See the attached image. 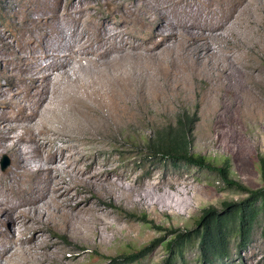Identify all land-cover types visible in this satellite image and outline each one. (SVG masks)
Masks as SVG:
<instances>
[{
	"label": "rangeland",
	"instance_id": "1",
	"mask_svg": "<svg viewBox=\"0 0 264 264\" xmlns=\"http://www.w3.org/2000/svg\"><path fill=\"white\" fill-rule=\"evenodd\" d=\"M143 1L0 0V50H6L0 55L10 54V51L14 59L21 57L24 52L29 54L35 49L42 50L39 46L35 47L37 42L34 44L28 39L27 29L29 25L33 26L31 21H38L35 29L37 33L41 28L49 30L50 24H43L47 17L50 19L52 12H67L74 6L76 22L73 28H76V38H84L76 54L81 63L71 59L73 70L70 73L74 80L56 77L55 81L52 80L50 97L53 111H42V117L46 120L49 118L57 134L70 136L69 143L80 148L68 151L63 161L71 165V172L68 174L73 191L71 193L76 194L86 188L84 184L74 182L77 178L76 168L80 167L84 169L82 171L88 172L93 170V166L107 172L130 175L135 181H140L135 182L137 190H145L143 199H138L137 196L128 198L121 191L112 196L103 194L102 208L109 211L107 222L103 221L96 227L86 226L88 230L83 227V231L75 232L79 236L62 231L56 234L55 228L47 231L44 226H39L34 233L42 240L45 239L41 240L42 244L56 241V248L52 249H55L56 258L62 264H164L167 259L173 264H264L263 216L256 223L249 242L239 247L233 239L229 249L212 262L202 260L198 241L195 245L186 247L178 257H175L174 250L171 254V250L165 246V242L173 239L177 233L201 229L206 209L211 208L224 214L226 204L243 202L248 198L249 192L246 190L264 187V0L255 3L253 8L245 4L242 17L248 21L254 19L252 28L245 24L239 26L238 21V26L234 23L226 31L229 40L215 42L221 51L227 48L232 50L231 54L227 53L231 57L229 61H233L231 65L240 64L237 66L239 70L236 66H231L232 74H241L242 70L249 71L253 73L254 79H243L240 82L238 76L237 86L233 85L236 83L235 79L229 76L232 78L225 79L224 83L232 84L218 87L220 89L213 87L215 82L203 68L204 75L199 74V78L194 79L188 89H181L173 84L171 78L167 77L166 80L163 76L162 66L166 64L165 61L138 56L139 52L146 53L143 47L157 44L163 38L159 21L145 22L142 13H131L126 9L133 3L140 4ZM147 1L152 7H160L168 19L172 17L170 20L198 7L203 17L214 13L215 16L222 15L220 20H224L228 12L221 14L222 9L239 0ZM99 32L104 35L111 33L113 36L110 39H123L122 44L127 45L120 53H111L110 58L119 59L117 63H111L110 59V63H107L101 57L100 62L94 64L91 58L97 59L95 53L83 54L85 49L88 50L93 45L97 49ZM34 35L40 37L39 34ZM58 36L51 39L50 49L56 44ZM135 46L140 48H133ZM177 58L174 62L180 63ZM229 61L225 63L230 65ZM77 64H81L84 70ZM249 64H253V67ZM2 68L0 64V72ZM236 70L238 71L235 72ZM234 88L238 89L236 95L231 91ZM245 90L250 92L248 96L244 93ZM30 92V86L24 85L21 77L0 75V122L17 116L22 109L21 104H25L30 98L34 100V97H30ZM72 95H77L80 102L64 101ZM234 97L238 100V106L234 104ZM2 98L5 99L1 100ZM255 101H259V104ZM88 105L100 111L80 113L79 108H87ZM110 110L120 111L119 113L125 111V114L118 119L110 118ZM185 117L192 120L193 153L218 167L229 159V177L242 184L245 190L225 184L218 172L206 165L174 163L147 157L146 140L151 132L174 126ZM20 130H12V134H25V130ZM62 145L51 143L46 151L58 154ZM4 156L9 159V164L2 169L1 161ZM13 163L12 152L0 149V201L9 207L25 202L30 191L27 185L22 184L26 182L21 183L19 178L13 180L12 174H8ZM147 172L152 174H143ZM156 181L159 184L153 186L152 182ZM2 205L0 204V215H3ZM133 254H137V259L130 261ZM16 260L20 261V258Z\"/></svg>",
	"mask_w": 264,
	"mask_h": 264
},
{
	"label": "bare ground",
	"instance_id": "2",
	"mask_svg": "<svg viewBox=\"0 0 264 264\" xmlns=\"http://www.w3.org/2000/svg\"><path fill=\"white\" fill-rule=\"evenodd\" d=\"M258 1L260 0L234 1L228 7L222 9L221 14L228 12V15L224 20H220V16L222 15L216 14L215 16L214 13L207 14L206 17H203L200 12V7H194L196 10L193 8L194 10L189 12L185 11L178 18H175V20H170L172 17H169L170 19H168L167 14L163 12L160 7H152L153 5L147 0H144L140 4L133 3L132 5L127 6L126 9L130 12L132 11L131 13H142V19L145 22L159 21V27H161L162 40L152 46L143 47L146 53L139 52V57L148 60L162 59L163 62L165 61L166 64L162 66L164 73L163 76L166 77V80L167 77L171 78L173 84L181 89H188L192 85V81L199 78V74L204 75L203 70L207 72L210 79H213L212 81L215 82V84L213 83V87L217 89L218 87H228L232 84V82L229 85L224 83V80L229 78V76H232L235 79L236 83L234 82L235 84L233 83V85L237 86L238 76L240 77V82H242L243 79H254L253 73L249 71L244 72V70H242L241 74H232L233 69L231 66L233 67L236 65H231V62L233 61H229L231 57L227 54H231L232 50L227 48V50L225 49L226 51H221V49L216 46L215 42L221 43V40L223 39L229 40L226 31L229 28L231 29V26L234 23L237 25L238 21L240 22L238 24L239 26L245 24V26H251L252 28L255 21L254 19L249 21L248 19H243L242 16L245 13L243 9L245 4L253 8ZM161 7L166 9L165 6L161 5ZM73 8L74 6H71L67 12H52L49 17L50 19L47 17L45 22L43 20V26L47 23L50 24L49 30L41 28V31L37 33L35 29L38 21L36 23L35 21H31L30 23H32L33 26H27V30H29L27 35L28 39L34 44L35 42H39V45H36V43L35 47L39 46L42 50L35 51V49L29 54L24 52L23 55L17 59H14L13 56H11L12 54L10 51H8V53L11 55H0V64L3 66L0 75L7 77H21L23 84L30 86V97L35 98L34 100L30 98L25 104H21L23 106L22 109L19 110L17 116L7 118L5 121L0 122V149L11 151L14 157L13 167L8 174H12L11 178L13 180L19 178L21 183L26 182L25 184H22L27 185L30 190L29 198L19 205L17 204L13 207H9L0 201V204L4 205L3 215H0V264H62L61 261L56 258L57 253H55V249H52L56 248V241L42 244L41 240L43 238L34 233L39 226L46 227L47 231H50L51 228H55L57 232H55L56 234H58V231L64 233H77L83 231V227L86 228V226L90 225L96 227L103 221L107 222L109 211L107 212L102 208L104 200L101 196L103 194H109L112 196L115 195L116 192L118 193V191H121L124 196L128 198L137 196L138 199L139 197L143 199L145 196L143 195L145 190L141 187L140 190H137L135 184L137 181H135L132 176L119 172L115 173L114 171L107 172L105 169L97 168L96 166H93V170L88 172L82 171L84 170L83 168H81L82 170L80 167L79 169L78 167L76 168L75 175L77 178L74 179V182H80L84 184L86 188L77 191L76 194H72L73 191L69 181L70 176L68 175L71 172L69 170L71 165L68 164V161V163L65 161L68 165L63 161L66 159V153L68 151L80 148L69 143V140L71 139L70 136L57 134L56 128L53 126V123L49 118L46 120L42 117V111H53L54 106L52 105V99L50 97L52 80L55 77L56 79L65 78L67 80H74L70 73V71L73 70V62L71 59H74L76 62L80 61L76 54H78L77 50L80 49L84 38H76V28H73V25L76 22L75 11ZM183 8L184 7H182V9ZM34 34H39L40 37H37ZM233 34H235V31ZM55 35H59V38L57 37L58 40H56V44L54 43L53 48L51 47L50 49L51 39L54 38ZM99 35V42L96 45L97 49H94L93 45L92 48H89L88 50L85 49L86 51H84L83 54L95 53L97 59L90 57L93 59L91 61L94 64L100 62L99 58L101 57L107 63H110V60L111 63H115L119 59L115 57L110 58L111 53L114 51L120 53V50H123L127 45L122 44L123 39H110L113 36L111 33L107 32V34L104 35L99 32ZM37 38H41V40L39 41ZM133 48L140 47L135 46ZM219 51L224 55H222V53L219 54ZM5 52V49L0 50V54H4ZM175 54H177L180 63H175L176 61L174 62L177 58ZM227 61L230 62V65L225 63ZM78 66L80 68L83 67L81 64ZM237 66L236 69H238ZM249 66L253 67V64H249ZM201 68H203V70ZM112 81L115 82V80ZM149 87L150 86H148V89ZM237 88L239 89V87ZM238 89H231L233 95L238 94ZM244 93L248 96L250 92L245 90ZM186 95H188V93ZM77 97V95H72L66 99L64 98V101L80 102V99ZM252 98L254 99V96ZM3 99L5 98H2L1 100ZM235 99V102L232 101L238 106V100L237 98ZM255 102L257 105L259 104V101ZM91 110L97 112L100 111L99 109H94V106L92 108L91 105H88L87 108H79V111L82 114ZM119 112L120 111L110 110L108 116L117 119L124 116L125 111H122L121 113ZM235 112H238V109H235ZM58 119L59 118L57 117V120ZM20 121H23V123H19ZM20 129L25 130V134H21L20 132H17L19 134H12V130ZM36 130L38 132H35ZM52 133L57 136H53ZM51 143L63 144L58 154L52 151H46V148ZM143 174H152V172ZM158 184L159 181L152 182L153 186ZM29 233H32V235L29 236ZM16 258H20V261H17Z\"/></svg>",
	"mask_w": 264,
	"mask_h": 264
},
{
	"label": "trees",
	"instance_id": "3",
	"mask_svg": "<svg viewBox=\"0 0 264 264\" xmlns=\"http://www.w3.org/2000/svg\"><path fill=\"white\" fill-rule=\"evenodd\" d=\"M191 123L192 120L185 117L174 126H166L151 132L146 140L147 157L170 160L174 163L206 165L218 172L225 184L245 190L242 184L229 177V159L225 160L223 166L218 167L193 153ZM246 191L249 192L248 198L243 202L226 204L227 209L224 214L217 213L211 208L206 209L203 216L205 222L201 229L177 233L173 239L165 242L171 254L174 250L175 257H178L183 254L186 247L195 245L198 241L202 260L212 262L229 249L233 239L239 247L249 242L256 223L260 217H264V187ZM262 235L264 237V228ZM136 255H131L130 261H135ZM164 264H173V262L167 259Z\"/></svg>",
	"mask_w": 264,
	"mask_h": 264
},
{
	"label": "water",
	"instance_id": "4",
	"mask_svg": "<svg viewBox=\"0 0 264 264\" xmlns=\"http://www.w3.org/2000/svg\"><path fill=\"white\" fill-rule=\"evenodd\" d=\"M9 164V159L7 158V156H4L3 160L1 161V166L2 169H5Z\"/></svg>",
	"mask_w": 264,
	"mask_h": 264
}]
</instances>
